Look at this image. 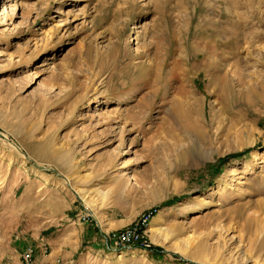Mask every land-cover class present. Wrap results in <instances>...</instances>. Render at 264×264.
Returning <instances> with one entry per match:
<instances>
[{"label": "rangeland", "instance_id": "rangeland-1", "mask_svg": "<svg viewBox=\"0 0 264 264\" xmlns=\"http://www.w3.org/2000/svg\"><path fill=\"white\" fill-rule=\"evenodd\" d=\"M218 1L0 0V264H264V0Z\"/></svg>", "mask_w": 264, "mask_h": 264}, {"label": "bare ground", "instance_id": "bare-ground-1", "mask_svg": "<svg viewBox=\"0 0 264 264\" xmlns=\"http://www.w3.org/2000/svg\"><path fill=\"white\" fill-rule=\"evenodd\" d=\"M234 1H236V0H219L218 1V3H222V5L223 4H225V8L224 9H229V5H230V7L233 5V3H234ZM237 3V2H236ZM235 5V4H234ZM218 7V6H217ZM226 17V19H224L223 18V20H221L222 22H226V21H228V17L227 16H225ZM217 21H219V20H217ZM230 23V22H229ZM217 24V23H216ZM235 24H236V22H235ZM234 25V24H233ZM211 32H213V33H215V34H224L225 32L227 33V32H229L230 33V30L229 29H225V28H223V27H220V26H217L216 28H215V30H213V31H211ZM231 34V33H230ZM201 35V34H200ZM225 35V34H224ZM203 37V36H202ZM205 48H207V47H205ZM204 49V48H203ZM198 51H200V50H198ZM203 51V50H202ZM208 51H203V52H201V53H204L205 54V57L207 56V53ZM211 67H212V65L210 64V63H208V64H206V70H208V71H212V69H211ZM209 83H210V80H209ZM186 102H182L180 105H178L177 106V108H175L174 109V111H175V116L177 117V118H179L182 122H183V124L185 125V126H189V127H191L189 124H190V122L192 121L191 120V117H190V115H189V112H190V109H189V105L186 107ZM179 119L177 120V122L179 121ZM202 129V128H201ZM201 129H198L197 131H198V134L200 135V137H203V130H201ZM189 152H190V148H187V151H185V150H182V152H180V153H177V156H178V158L179 159H181L182 160V158H184V157H188V155H189ZM184 160V159H183ZM179 162H181L180 160H179ZM235 171V167L234 166H232L231 167V169H230V174H232L233 172ZM64 176V175H63ZM64 181L66 182V184H68V185H71L70 184V179L67 177V176H64ZM72 190L74 191V193L81 199V201L82 202H85V201H87V193H86V191L85 190H83L82 188H78V187H73L72 188ZM150 230H152V231H155V230H158V231H161L162 230V228L160 227V226H158V227H151L150 228ZM162 231H164V229L162 230ZM188 243H189V238H185L184 239V242H183V244H184V247L183 248H180V249H182V250H187V253H185L187 256L188 255H193V256H195V257H193L196 261H202L203 262V259L200 257V256H197V255H199V254H195L194 253V251H191L190 250V247L188 246ZM183 253H184V251H182ZM138 254V255H137ZM136 256H143V254H142V252H140V253H130V257H136ZM206 262H204V264H205ZM221 264H225L224 262H221Z\"/></svg>", "mask_w": 264, "mask_h": 264}, {"label": "built area", "instance_id": "built-area-1", "mask_svg": "<svg viewBox=\"0 0 264 264\" xmlns=\"http://www.w3.org/2000/svg\"><path fill=\"white\" fill-rule=\"evenodd\" d=\"M148 218L149 216H147V218H142L135 226L122 230L113 238L114 242H112L111 244L106 242L105 244L107 246V249L113 252H117L135 246L137 248L147 250L149 247L148 244L142 239V228L147 225ZM35 251V244L27 243L21 253L22 261L25 263H29L33 258Z\"/></svg>", "mask_w": 264, "mask_h": 264}, {"label": "crops", "instance_id": "crops-1", "mask_svg": "<svg viewBox=\"0 0 264 264\" xmlns=\"http://www.w3.org/2000/svg\"><path fill=\"white\" fill-rule=\"evenodd\" d=\"M56 239H57V237L56 238H52V239L48 238L47 241H49V242L51 241L52 243L55 244V242H57L60 239V237H59V239H57V240ZM79 239H80L79 241H80L81 245L83 244L82 245L83 247H89L90 248L89 250L99 248L98 250L101 251V252H103V251L112 252L111 250L107 249V246H106L105 242H103L100 239V237L96 235V233H93V231L90 228H88V230L84 231V234H82L81 238H79ZM28 243L35 244L36 250H39L38 248L40 246L41 241L40 240H38V241L37 240L36 241H29ZM53 254H55V253L50 252L48 254H43V255L39 253L38 256H40V257L37 258L38 257L37 256L36 257L37 259L35 258L36 261L34 259V261H35L34 264H41L43 262L51 264V261H52L51 257H52ZM74 254L75 253H72V250H71V252H70L71 256H67L68 264H72L73 263ZM57 259H59V258H57Z\"/></svg>", "mask_w": 264, "mask_h": 264}, {"label": "trees", "instance_id": "trees-1", "mask_svg": "<svg viewBox=\"0 0 264 264\" xmlns=\"http://www.w3.org/2000/svg\"><path fill=\"white\" fill-rule=\"evenodd\" d=\"M147 250H157V249H153V248H148Z\"/></svg>", "mask_w": 264, "mask_h": 264}]
</instances>
